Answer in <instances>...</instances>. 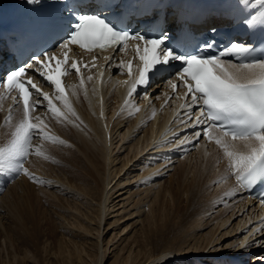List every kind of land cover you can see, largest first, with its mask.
I'll list each match as a JSON object with an SVG mask.
<instances>
[{"label":"bare ground","instance_id":"6f19581e","mask_svg":"<svg viewBox=\"0 0 264 264\" xmlns=\"http://www.w3.org/2000/svg\"><path fill=\"white\" fill-rule=\"evenodd\" d=\"M105 63L109 64L108 69L93 76L85 74L81 78L84 84L79 79L69 82V100L65 97L64 100H56L57 93L52 94L54 105L59 110V118L47 111L46 101H42L44 107L31 114L32 118H40L39 122H42L47 136H55L49 143L59 140L64 145L55 150L56 157L52 156V148H46L51 153L46 158H51L49 161L54 162L53 166L47 159H41L47 153L43 152L47 140L44 136H35L37 140L31 145L32 151L36 154L39 150L41 158H38L39 155L27 158L30 169H26L28 174L25 176L36 173L35 179L40 180L38 176H43L41 170H44L45 177L53 178V186L59 191L62 204L56 209V219L50 227L42 219L31 216L30 221L35 222L37 228H30L27 221L22 220L20 206L8 208L6 205L12 190L20 191L23 195H28L31 190L33 194L35 191L32 181H28L26 177L18 180L20 176L13 187L0 198V209L9 213L11 222L16 223V228L19 229L16 234L13 231L11 235L0 214V264H106L109 243L128 227L134 229L138 220L141 221V231L135 230L134 237H125L128 238L126 245L120 248L111 264L247 263L251 258L241 257L244 254H234L236 260L232 257L224 258L238 244L237 239L227 244L220 243L222 238L232 237L235 232V229L228 228L227 223L236 215V210L243 211L246 206L253 205L252 201L243 199L239 187L228 174L225 165L229 158L213 144H207L201 139L195 141L196 137H191L189 133L185 136L180 133L186 128L189 119L184 108L178 110V107H182L180 101L170 100L164 105L167 94L163 95L159 90L155 91L152 98L148 95L143 99L130 96L127 79L118 75L116 69L111 67V60ZM4 100L0 96V140L9 137L11 140L15 127L23 119V112L16 106L6 112V108L2 107ZM65 101L69 107H65ZM54 119H60L61 122L56 125ZM247 143L241 142L235 149L247 152ZM50 144L52 146V142ZM58 144L59 142L53 143L54 146ZM122 149L128 150L124 158L119 154ZM160 151H165L163 154L167 157L163 160L168 163L173 162L175 156L184 158H181L183 161L176 168L178 177L170 179L172 183H158L161 175L171 166L166 164L161 168L158 163L153 166L156 162H151L156 158L154 153ZM147 153L151 155L148 156L152 157L151 161L148 157L145 158ZM146 160L152 164H143ZM138 168L143 170L142 173L132 177L129 170L136 171ZM125 169L127 170L123 173ZM50 181L48 179V183ZM133 183L141 191L143 198L130 192V196L124 198L126 201L122 211L111 220L109 216L117 211H114L117 204L113 197L117 198L115 195L120 189ZM215 183L218 186L215 185L217 187L210 191L209 185ZM168 193L171 195L170 200L165 199ZM23 195L15 196L11 204ZM130 198L135 200L129 207L126 204ZM146 200L148 213L143 212ZM172 202L175 207L169 206ZM227 202L228 205L225 204ZM217 204L225 205L227 207L224 208L231 211L215 212ZM127 207L134 210L136 217L133 219H138L136 222L121 224ZM263 209L258 212L261 211L260 214L264 216ZM224 211L226 213L222 215ZM255 219L257 224L258 219ZM209 222L214 224L213 228L203 232L204 223ZM105 227H113L115 231L117 227L120 228L106 245L103 244ZM20 231L22 233L17 234ZM259 235H264V232ZM131 238L132 241L129 242ZM47 239H50L49 247L41 244ZM92 241L96 244V249L90 247L95 245ZM244 251L246 254L247 249ZM216 253H220V257ZM207 255H212L211 259H203ZM262 256L252 258L258 260ZM199 259L204 263H197L196 260Z\"/></svg>","mask_w":264,"mask_h":264},{"label":"snow or ice","instance_id":"6c2138e0","mask_svg":"<svg viewBox=\"0 0 264 264\" xmlns=\"http://www.w3.org/2000/svg\"><path fill=\"white\" fill-rule=\"evenodd\" d=\"M50 2L63 4L65 0ZM99 2L104 7L112 6V0ZM24 3L34 10L42 7V0H24ZM66 19L68 24L65 23ZM216 31L215 27L210 29L213 34ZM153 32L159 34L130 33L114 26L112 20L103 17L99 11H78L65 4L64 11L45 14L34 22L33 39L42 42L44 48L39 54L33 52L30 59L40 57L49 61L56 60L52 53L57 48L68 49L69 45H78L80 49L87 51H104L116 47L123 49L129 41H136L135 50L142 64L136 84L147 88L151 78H161L166 74L169 83L173 77L181 78L187 87L186 95L191 96L192 104L189 107L202 105L198 108L202 118L197 123L205 124L206 127L194 135L199 137L203 133L224 149L237 180L245 187H251L258 178L264 184V53L258 58L253 57L254 46L237 40L229 42L215 54H209L208 51L215 46V40L205 42L193 52L180 51L178 47L167 42L170 34L160 28L159 21L153 24ZM48 48L53 50H46ZM224 55H229L232 59L227 62L221 60ZM104 59L108 60L109 57ZM64 62L67 63V55ZM175 62L181 63L177 65ZM35 63L39 66L41 60L35 59ZM60 63L56 60V68L60 67ZM31 66H17L0 79V88L6 87L10 91L18 92L23 101V119L15 127L7 145L0 147V174H28L23 164L32 154L33 138H48L42 122H39L40 118L29 119L30 110L35 111L36 106L42 103L40 100L30 103L33 93L29 91V85L43 96V101H47V111L59 118V110L48 94L41 93L31 79L25 82V68ZM71 68L79 74L80 69L76 63H72ZM174 68L176 71H173ZM129 69L131 74V65ZM63 74H67V70ZM46 78L55 88V99L64 100L61 80L53 78L52 75H47ZM88 79L91 80V77ZM135 87L133 85V89ZM65 107H69L66 101ZM213 130L216 135L209 136ZM229 137L231 141H247V154L235 151ZM36 155H40L39 150ZM241 247L245 245L242 244Z\"/></svg>","mask_w":264,"mask_h":264},{"label":"rangeland","instance_id":"374dc122","mask_svg":"<svg viewBox=\"0 0 264 264\" xmlns=\"http://www.w3.org/2000/svg\"><path fill=\"white\" fill-rule=\"evenodd\" d=\"M54 122H55V124L56 125H58V123H60L61 122V120L60 119H54ZM57 129L60 131V128H59V126H57ZM183 136H185L186 134H187V132H184V133H181ZM48 138L45 140V139H42L41 138V140H43V141H46V146H48V147H46L45 146V148L43 149V152H47V153H45L44 155H42V158L40 157V155L38 156V158H41V159H44V160H46L47 158L46 157H48V156H51L50 154L51 153H49L50 151L52 152V156L53 157H56L57 156V154L55 153V150H58V148H62L63 147V145L64 144H62V142H60L59 140H52L51 142H52V146H54L53 145V143H55V142H59V144L57 145V146H54V147H52L51 146V142L49 143L48 141L52 138V137H55V136H51V137H49V135L47 136ZM39 138V137H38ZM35 140H37L36 138H34L33 139V141H35ZM10 141V137L7 139V138H4V139H2V140H0V147H3V146H6L7 145V143ZM33 141H32V144H33ZM55 141V142H54ZM36 142V141H35ZM49 143V144H48ZM49 145H50V148H49ZM51 149L49 152L47 151V149ZM125 149V148H124ZM124 149H122V150H120V152H119V154L121 155V157L122 158H124L125 156H126V154H127V152H128V150L126 151V150H124ZM165 152V151H164ZM163 152V153H164ZM195 152V151H194ZM194 152H192V153H194ZM150 153V152H149ZM162 153V151H160V152H157V153H154L155 155H156V158L154 157L153 159L154 160H150V159H152V157L150 158V157H148V156H151V155H149L148 153L146 154V156H145V158H149V161H151V162H154V161H156V162H154V164H153V166H155V165H158V164H160V166H161V168H164L165 166H166V164H171V166H170V169L168 170V171H165L162 175H161V178H160V181L158 182V183H160V182H162V184H163V182H166V183H172V182H170V179H172V178H175L176 176L178 177V174L176 173V168L178 167V165H179V162L180 161H183V157H180V158H178L177 156H175L174 158H173V162H171V163H168V162H166L165 160V158L164 157H167L165 154H163ZM192 153H190L189 155L191 156V154ZM47 154H48V156H47ZM131 155V154H130ZM35 156H37L36 154H34V152L32 151V154L31 155H29V157H35ZM29 157H28V159H29ZM43 157H45V158H43ZM181 158H183V159H181ZM49 159H51V158H49ZM49 159H47V161H49ZM163 159H165V160H163ZM168 160H169V158H168ZM149 161L148 160H146V161H144V162H142L143 164L144 163H146V164H148L149 163ZM159 161H161L160 163H158ZM28 162H29V160L26 162V164H25V166H24V169H27V170H29L30 168V166L28 165ZM50 162V161H49ZM148 162V163H147ZM133 163V161L129 164V166H128V168L131 166V164ZM156 163H158V164H156ZM165 163V164H164ZM50 164H52L53 166L55 165L54 164V162H50ZM142 164V166H144ZM149 164H152V163H149ZM147 166V165H146ZM164 166V167H163ZM55 168H57V166H55ZM160 168V167H159ZM127 169H125L124 171H123V173L126 171ZM137 170H141L140 168H138ZM132 171L131 169L129 170L130 172H132V177L134 176V175H136V174H141L142 173V171L143 170H141V171ZM43 173V174H42ZM41 174L43 175V176H38V177H40V180L38 179V180H36L35 178H36V176H37V174L35 173V174H33V175H30V176H25V174L23 173L22 175H21V177L18 179V180H20L22 177H26V179H28V181H32V184H33V187H35V191H34V193L32 194L31 193V191H28V195H23V194H21L20 193V191L19 192H17V191H15V190H12V192H11V194H10V196H9V198L7 199V201H6V205H7V207L8 208H14L15 207V205H17V207H19L20 208V212H21V215H22V220L23 221H27V224H28V226L30 227V228H37V225H36V223L35 222H32V221H30V217L31 216H33V217H35V218H38V219H42V221L44 222V223H46V225H48V227H50L51 225H52V222L56 219V209H59L60 208V204H62V202H61V200H59L60 198H61V195H59L60 193H59V191L56 189V187H54L53 185H54V183L55 182H53V178H48V177H45L46 175H44L45 174V172H44V170H41ZM54 174H56L55 172H54ZM122 174V173H121ZM139 178V177H138ZM143 178H144V176H143ZM35 179V180H34ZM48 179L49 180H51L49 183H48ZM228 179V178H227ZM230 179V178H229ZM16 181L17 180H15L14 181V183H16ZM14 183H12V185H10V186H8L7 188H6V190H5V192L3 193V194H1L0 195V198L6 193V191L8 190V189H10V188H12L13 187V184ZM215 185H217L218 186V184L217 183H215L214 185H209V187L211 188V190L210 191H212V189L214 190L215 189V187H217V186H215ZM39 187V188H38ZM41 191V192H40ZM45 191V192H44ZM56 191V192H55ZM57 191H58V193H57ZM16 192L18 193V194H16ZM130 192H134V193H136L137 195H138V197L139 198H143V194L141 193V191H138V188L136 187V184L135 183H133V184H131V185H128L127 187H124L123 189H120V191L119 192H117L116 193V197L117 198H114L113 197V200H114V202H115V204H117V206L115 207V209H114V211H116L115 213H113V214H111L109 217H111V220H113L112 218L117 214V213H120L121 211H122V209H123V203H124V201H126L124 198L125 197H129L130 196ZM23 195V196H21L20 198H18V199H16V201L14 202V204H11L12 203V201L14 200L13 198L15 197V196H17V195ZM48 194V195H47ZM59 196H58V195ZM46 195V196H45ZM44 196V197H43ZM42 197V198H41ZM45 197H47V198H45ZM48 197H49V199H48ZM64 197H66V195L64 196ZM137 198V196L136 195H134V198ZM54 198V199H53ZM70 199V198H69ZM148 199V198H147ZM165 199H168V200H170L171 199V195L168 193V194H166V197H165ZM50 200V201H49ZM134 200L135 199H133V198H130L129 200H128V203L126 204V205H129V207L130 206H132L133 205V202H134ZM149 200V199H148ZM52 201V202H51ZM225 201H227V199L225 200ZM15 203H17V204H15ZM52 203V204H51ZM146 204H144L145 206V208H144V210H143V212L144 213H148V201L146 200V202H145ZM112 204V203H111ZM174 204V202H172L171 204H169V206L171 205H173ZM226 205H228V202L227 203H225ZM175 205V204H174ZM173 205V206H174ZM129 207H127L126 208V210L123 212V215L125 216V218L121 221V224L123 223L124 224V222H136L137 221V219L138 218H135V219H133L134 217H136V214L134 213V210L133 209H130ZM163 207H165V206H163ZM175 207V206H174ZM224 207H227V206H225V205H222V206H220L219 204H217V206H216V211L215 212H218V211H220V210H225V211H227V210H230L231 211V209H226V208H224ZM247 207V208H246ZM244 209H243V211H238L237 212V210H236V215L231 219V221L229 222V223H227V225H228V228H230V229H235L234 231V233H233V235H232V237L231 236H227V237H224V239L222 238L220 241V243H222V244H227V243H230V242H233L234 241V239H235V241H236V239L238 240L237 241V243L238 244H235V246H233V248H231V250H230V253L229 254H231V253H234L235 251H236V253L235 254H238L239 256L240 255H242V254H244V255H242L241 257H249L250 256V258L252 257V256H254V257H259V255L260 256H262V255H264V235H262V236H260L259 235V233H262V232H264V223H263V221L262 220H264L263 219V215L262 214H260L261 213V211L260 212H258V213H256L255 212V207L252 205V207L251 206H246ZM128 210H130V211H128ZM254 210V211H253ZM2 210L0 209V214H1V218H2V221L4 222V225L6 226V228H8V231L10 232V234L11 235H13V231L15 232V234H16V231L18 230L19 231V229H17L16 228V223H13V222H11L12 220H11V216L10 215H8L9 213H4L3 211L1 212ZM7 211H10V210H7ZM52 211V212H51ZM223 212V213H221L222 215L224 214L225 215V213L226 212ZM58 212V211H57ZM252 212V213H251ZM254 213V214H253ZM214 215L216 214V213H213ZM212 214V215H213ZM231 214V213H230ZM6 215V216H5ZM238 215V216H237ZM4 216V217H3ZM255 218H257L258 219V221H257V224H256V219ZM110 221V220H109ZM11 222V223H10ZM239 222V223H238ZM104 223V222H103ZM212 224V223H211ZM210 224V222L209 223H204V225H205V227L204 228H202V229H204L203 230V232H207L209 229H211V228H213V225H211ZM235 224V225H234ZM8 225V226H7ZM104 225V224H103ZM135 228L133 229V228H131L130 229V227H128L125 231H124V233L122 232L120 235H118L117 236V238L116 239H114L111 243H109V245H108V248H109V250H108V262L106 263V264H111L114 260H115V258H116V256L118 255V252L120 251V248L121 247H123V246H125L126 245V239H128V238H126L125 239V237H134V231L135 230H138L139 229V232L141 231V221L140 220H138V222H136L135 223ZM259 226V227H258ZM5 228V229H6ZM12 228H15L14 230H12ZM113 227H110L109 229L107 228V227H105V231H104V234H103V238H104V241H103V244L104 245H106L107 243H108V240L109 239H111L113 236H114V233L116 232V231H118V230H120V228L119 227H117V229H116V231L115 230H113L112 229ZM119 228V229H118ZM141 228V229H140ZM258 228H260V231H257L258 230ZM139 232H138V236L140 235L139 234ZM21 234L22 232L20 231V232H17V234ZM19 234V235H20ZM136 234V233H135ZM136 235V236H137ZM17 238H19V236H16ZM243 238V239H242ZM2 239V238H1ZM1 239H0V241H1ZM240 239H242V241H240V243H239V240ZM41 240H43V239H41ZM40 240V241H41ZM132 241V238L131 239H129V242H131ZM49 242H50V239H47V240H44V241H42L41 242V244H43V246H44V244H46V247H49ZM92 244H95V243H93V241H92ZM112 244H114L113 246H112ZM245 245V247H241V245ZM250 244V245H249ZM0 245H1V242H0ZM2 245H3V243H2ZM92 249H93V247L95 248L96 247V244L95 245H91L90 246ZM250 247H253L251 250H250ZM96 249V248H95ZM245 249H247V253L245 254L244 252V250ZM257 249H259L260 251H259V253H256V250ZM239 250V251H238ZM249 252H252V254L251 253H249ZM249 253V254H248ZM123 254V253H122ZM229 254L227 255V254H225V255H227V256H229ZM216 255L217 256H220V253H216ZM234 255V254H233ZM211 256L212 255H207V256H204L203 257V259H211ZM223 256V255H222ZM192 257V256H191ZM225 258V257H224ZM228 259V258H227ZM197 261V263L199 262V263H204L203 261H202V259H199V260H196ZM204 264H206V263H204ZM208 264V263H207ZM213 264H215V263H213Z\"/></svg>","mask_w":264,"mask_h":264}]
</instances>
